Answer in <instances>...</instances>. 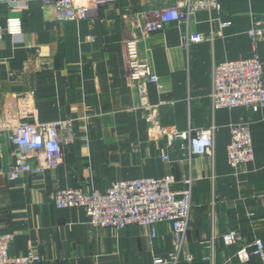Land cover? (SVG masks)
Segmentation results:
<instances>
[{
	"label": "crops",
	"instance_id": "obj_1",
	"mask_svg": "<svg viewBox=\"0 0 264 264\" xmlns=\"http://www.w3.org/2000/svg\"><path fill=\"white\" fill-rule=\"evenodd\" d=\"M184 0H80L91 14L80 21L56 23L53 4L0 0V28L20 17L23 36L0 35V234H12V257L33 252L34 264H153L178 256L177 264H240L236 249L256 239L264 243V106L212 110L214 64L251 58L248 32L264 16V0H215L217 11L199 10L186 22H172L149 33L151 13L171 9ZM230 25L220 28L221 23ZM205 39L183 46L186 35ZM137 40L139 57L157 76L147 87L152 114L161 127L184 132L214 127L213 158L185 160L187 149L152 138L136 90L127 83L125 41ZM256 53L263 64L264 34ZM29 96L28 100L24 97ZM23 122H70L68 141L59 132L61 159L52 169L15 181L7 179L14 158L11 131ZM249 126L254 159L233 170L227 163L230 126ZM162 155L168 157L167 161ZM35 164V158H29ZM174 177L179 191L192 180L191 212L181 250L171 226L130 225L123 230L91 226L81 208L59 210L58 189L103 192L114 182ZM213 211L214 221L208 214ZM153 231L155 236H153ZM240 235L226 247L222 236ZM212 239L211 251L202 242ZM193 256L191 263L186 261ZM247 264H260L252 258Z\"/></svg>",
	"mask_w": 264,
	"mask_h": 264
},
{
	"label": "built area",
	"instance_id": "obj_2",
	"mask_svg": "<svg viewBox=\"0 0 264 264\" xmlns=\"http://www.w3.org/2000/svg\"><path fill=\"white\" fill-rule=\"evenodd\" d=\"M12 5L19 0H8ZM43 5L53 4L56 12V23L80 21L88 18L91 9L80 4V0H37ZM199 10L217 11L219 5L215 0H184L178 2L174 8L157 10L151 13V18L145 23V30L149 33L162 31L172 22H186L188 17ZM230 23H221L220 28ZM6 34L14 41H20L23 36V23L20 17H9L5 26L0 28V35ZM264 34V16L260 23L248 32L253 48V55L249 59L229 61L214 64L211 74L210 101L212 110L246 108L256 112L264 106L263 64L260 61L256 47ZM205 38L201 34L186 35L183 46L189 47ZM125 56L128 69L127 83L136 90L139 107L145 113L144 119L149 125L152 138L164 139L167 146L180 142L187 149L185 160L192 157L213 158L214 155V127L200 130L178 132L161 127L152 114L154 107L149 104L147 87L157 84L158 78L153 73L149 63L142 60L138 54L137 40L125 41ZM29 96L24 97L28 100ZM32 122L9 127V116L1 125V129H9L10 142L13 147L14 161L6 174L10 181L18 180L28 175H38L54 168L61 159V140L59 132L65 129L68 141L73 142L74 134L70 122L39 123L32 116ZM230 141L226 148L228 165L233 170L250 164L254 159L252 138L248 124L239 123L230 126ZM35 158L32 164L29 158ZM164 161L168 160L162 155ZM174 177L167 175L161 179L137 178L114 182L103 192H84L81 188L58 189L54 193V205L59 210L81 208L88 223L93 227L123 230L130 225L154 228L161 223L171 226L176 245L181 250L188 231L191 212L192 180L183 182V188L173 191ZM214 212L208 214L210 221H214ZM153 236L155 232L153 231ZM13 240L12 234H0V264H34L40 257L33 252L24 256L12 257L8 254V246ZM241 237L234 232L222 236L226 247L235 246ZM203 249L211 251L212 239L201 243ZM234 258L240 264L249 263L252 258L264 264V243L256 239L239 246ZM191 255L186 257L188 263L193 262ZM202 262L211 264V255L203 256ZM178 256L170 260L156 258L153 264H177Z\"/></svg>",
	"mask_w": 264,
	"mask_h": 264
}]
</instances>
